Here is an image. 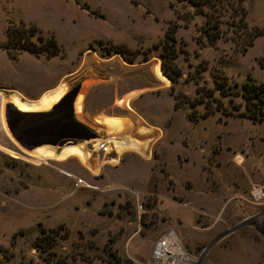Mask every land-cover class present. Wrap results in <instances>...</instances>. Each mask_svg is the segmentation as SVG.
Instances as JSON below:
<instances>
[{"label":"rangeland","instance_id":"rangeland-1","mask_svg":"<svg viewBox=\"0 0 264 264\" xmlns=\"http://www.w3.org/2000/svg\"><path fill=\"white\" fill-rule=\"evenodd\" d=\"M244 7L247 33L214 13L212 45V5L0 0V264H154L170 230L191 264H264V121L242 97L248 78L264 83V0ZM21 22L53 37L57 53L11 57L7 27ZM120 45L124 55L110 52ZM77 85L75 119L95 139L54 146L57 119L15 115L50 111ZM6 109L22 129L51 130L47 143L31 148L16 133L21 144ZM38 236L56 244L40 250Z\"/></svg>","mask_w":264,"mask_h":264},{"label":"trees","instance_id":"trees-1","mask_svg":"<svg viewBox=\"0 0 264 264\" xmlns=\"http://www.w3.org/2000/svg\"><path fill=\"white\" fill-rule=\"evenodd\" d=\"M246 0H188V2L196 8L198 13H201L206 6L212 5V7L218 8L214 11L206 12L208 15V24L210 25V29L205 31L208 40L213 45L220 38V21L214 19V13L217 12L222 15V18L226 17L227 19L234 20L235 25L241 31L247 33L248 24L246 21L247 11L244 7V2ZM198 9V10H197ZM196 12V13H197ZM214 17V18H213ZM228 21V20H227ZM229 22V21H228ZM21 27L13 28V25L10 24L7 27L6 35L7 42L4 46V49L8 52L11 57H16L15 54L27 50L33 54H40L46 52L48 55H55L58 51L56 41L53 37L45 38L36 27L26 28V25L21 22ZM256 30V28H254ZM175 31L176 27L168 28L165 31V36L167 40L175 41ZM261 31L257 30L252 34V37L248 39V43L246 44L244 50L247 47L251 46L254 39L261 35ZM35 38V39H34ZM35 41L39 44L37 46ZM41 47V48H40ZM125 50H127L124 46H114L111 51L115 53H120L122 55L125 54ZM162 68L164 73L173 81L177 82V74H172L169 72L166 62L167 56L162 55ZM129 62H133V59L126 58ZM259 64L264 68V58L259 60ZM221 84V83H219ZM242 97L245 102V110L250 119L264 121V83H256L251 77L248 78L246 82L242 84ZM177 98L175 107L178 106ZM43 235V230H42ZM48 239L49 241H47ZM56 239V238H55ZM52 238H43L38 236L35 240V246L38 249L42 248H52L56 244V240ZM45 251V250H44ZM47 261V260H46ZM45 264H69L66 259H59L56 262L47 261Z\"/></svg>","mask_w":264,"mask_h":264},{"label":"water","instance_id":"water-1","mask_svg":"<svg viewBox=\"0 0 264 264\" xmlns=\"http://www.w3.org/2000/svg\"><path fill=\"white\" fill-rule=\"evenodd\" d=\"M80 89V85H77L76 87L72 88L70 91L64 94V96L56 103L54 104L50 111L46 112H22L20 110L14 109L15 115L18 118H24L26 116H32V118L40 117V118H52L58 120V128H56L54 131L58 132L54 136V141L51 143L54 146H63L69 143L76 144L78 142L95 139L97 138V134L95 132H92L88 127L80 123L75 119V111H74V103L78 96ZM6 120L7 124L9 126L10 131L14 135V137L24 146H26L19 136L16 134V132L13 130V126L10 123L9 118V110L6 109ZM26 130V129H24ZM49 132H52L51 130L44 131V130H37L32 131V138L35 140L34 145L31 148H34L36 146H40L42 144H46L47 142L42 140L41 135L45 133L46 137H49ZM39 135V136H36ZM36 137V138H34ZM53 137V136H52Z\"/></svg>","mask_w":264,"mask_h":264},{"label":"built area","instance_id":"built-area-1","mask_svg":"<svg viewBox=\"0 0 264 264\" xmlns=\"http://www.w3.org/2000/svg\"><path fill=\"white\" fill-rule=\"evenodd\" d=\"M99 147L103 151H106L108 148L105 143H101ZM261 193V189H257L253 195L256 198H260ZM183 258H187V261ZM195 260L194 257L183 252L173 230L168 231L158 240L152 252L154 264H191Z\"/></svg>","mask_w":264,"mask_h":264},{"label":"flooded vegetation","instance_id":"flooded-vegetation-1","mask_svg":"<svg viewBox=\"0 0 264 264\" xmlns=\"http://www.w3.org/2000/svg\"><path fill=\"white\" fill-rule=\"evenodd\" d=\"M26 117H28V116H26ZM26 117H24V118H26ZM24 118H22V119H24ZM11 123H12L13 127L15 128V132L17 134H19L26 142L32 144V137H33L32 134H31L32 131L31 130L30 131L29 130H24L25 128L22 129L21 127H19L20 124H19L18 119L14 118V117H13V120H11ZM36 136H39V135H36ZM41 137L45 138L46 137L45 133H43L41 135ZM34 138H36V137H34Z\"/></svg>","mask_w":264,"mask_h":264},{"label":"bare ground","instance_id":"bare-ground-1","mask_svg":"<svg viewBox=\"0 0 264 264\" xmlns=\"http://www.w3.org/2000/svg\"><path fill=\"white\" fill-rule=\"evenodd\" d=\"M53 106V105H52ZM23 112H31V111H23ZM183 259H186V261H187V258H183Z\"/></svg>","mask_w":264,"mask_h":264},{"label":"crops","instance_id":"crops-1","mask_svg":"<svg viewBox=\"0 0 264 264\" xmlns=\"http://www.w3.org/2000/svg\"><path fill=\"white\" fill-rule=\"evenodd\" d=\"M237 160H238V161L241 160V157H237Z\"/></svg>","mask_w":264,"mask_h":264}]
</instances>
